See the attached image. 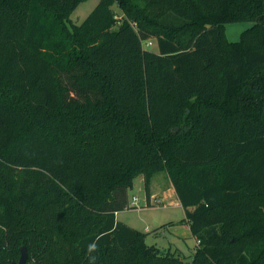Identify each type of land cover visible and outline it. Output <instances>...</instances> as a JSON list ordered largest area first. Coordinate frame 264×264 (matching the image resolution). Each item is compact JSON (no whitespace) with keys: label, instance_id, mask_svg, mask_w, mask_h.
<instances>
[{"label":"trees","instance_id":"trees-1","mask_svg":"<svg viewBox=\"0 0 264 264\" xmlns=\"http://www.w3.org/2000/svg\"><path fill=\"white\" fill-rule=\"evenodd\" d=\"M83 1L0 0V264H264V0ZM161 171L191 260L117 218Z\"/></svg>","mask_w":264,"mask_h":264},{"label":"rangeland","instance_id":"rangeland-1","mask_svg":"<svg viewBox=\"0 0 264 264\" xmlns=\"http://www.w3.org/2000/svg\"><path fill=\"white\" fill-rule=\"evenodd\" d=\"M100 0H84L71 14V22L80 24L95 8ZM116 10H120L117 5ZM251 21L230 22L225 26V34L229 41H238L241 32L252 26ZM144 47L153 51H158V42L152 39L150 44L144 43ZM154 179L166 181V171L156 172ZM128 196L130 201L133 197H138L137 207L125 208L119 211L117 218L134 228L144 231L146 227L150 228L146 237V242L150 245H156L163 249L172 247L179 248L187 256L188 260L192 259V254L197 246V240L191 235L184 236L177 228L186 227L185 209L182 205L168 204V200L160 201L161 196L156 198L155 206H146L147 193L141 175L134 179L133 186L129 189ZM169 223H172L171 225ZM186 225V226H185ZM165 226V227H164ZM158 232V233H156Z\"/></svg>","mask_w":264,"mask_h":264},{"label":"crops","instance_id":"crops-1","mask_svg":"<svg viewBox=\"0 0 264 264\" xmlns=\"http://www.w3.org/2000/svg\"><path fill=\"white\" fill-rule=\"evenodd\" d=\"M155 176L156 175L154 174L153 177H152V182H151V186H150L151 195H150L149 199H148V197H146L147 198L146 206H155V204H152V203H155L156 198L159 197V196L162 197V199L160 201H162L164 203H165V201L168 200V202H167L168 204L182 205V203H181V201H180V199H179V197H178V195L176 193L174 184L172 183V181L170 180V178L168 176V173L166 172V178L167 179H166V181L164 183H163V181L161 179H160L161 183L159 182V180L154 179ZM143 181H144V177H143ZM144 186H145V183H144ZM132 201H133V199L130 201V198H129V203H131ZM138 201L139 200H137V202ZM118 214H119V212L117 213V215ZM185 218H186V213H185ZM184 221H185V224L187 226L185 225L186 227L177 228V229L180 230L181 234L186 236L185 238H187V235L193 236L189 222L186 219ZM144 231L150 232V228L146 227ZM156 233H158V232H156ZM169 248L172 249V247H169ZM172 250H177L178 252H182V251H180L181 249H179V248H175V249H172Z\"/></svg>","mask_w":264,"mask_h":264},{"label":"water","instance_id":"water-1","mask_svg":"<svg viewBox=\"0 0 264 264\" xmlns=\"http://www.w3.org/2000/svg\"><path fill=\"white\" fill-rule=\"evenodd\" d=\"M20 251H21V255H20L18 264H30L28 262V250H27L26 245H22L20 248Z\"/></svg>","mask_w":264,"mask_h":264},{"label":"built area","instance_id":"built-area-1","mask_svg":"<svg viewBox=\"0 0 264 264\" xmlns=\"http://www.w3.org/2000/svg\"><path fill=\"white\" fill-rule=\"evenodd\" d=\"M133 25L136 26V23H133ZM145 43L150 44V43H151V40H149V41H147V42H145ZM137 200H138V198H137V197H134V198H133V201H132L131 203H129V206H128V207H129V208L137 207V206H136ZM199 242H200V241L198 240L197 243H199Z\"/></svg>","mask_w":264,"mask_h":264}]
</instances>
